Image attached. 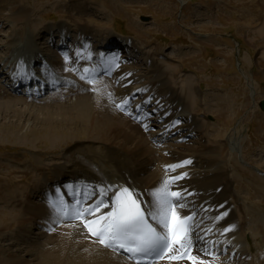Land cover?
Listing matches in <instances>:
<instances>
[{
  "label": "bare ground",
  "instance_id": "6f19581e",
  "mask_svg": "<svg viewBox=\"0 0 264 264\" xmlns=\"http://www.w3.org/2000/svg\"><path fill=\"white\" fill-rule=\"evenodd\" d=\"M71 1L76 11L68 10L71 12L67 17L72 21L73 29L80 34L79 38L97 35L99 31L90 23L83 21L86 20V9L89 7L81 8L82 3L79 4L78 0ZM30 8L26 0L0 2V15L4 16L5 21L17 26L7 44L11 49V54L0 63V73L4 71L10 73L13 80L19 78L16 65H18V70L24 72L29 62L35 63L45 55L43 48L35 44V34L25 27L26 22L32 19ZM255 22L254 26L257 24ZM262 22L259 30L253 35L264 39V17ZM58 24L55 30L50 29V33L46 30L44 33L46 35L52 32L63 33L65 39L69 40L67 37H70L71 32L68 24L64 22ZM69 47L74 51V59H67V57L65 59L58 54L51 59L53 66L66 76V84L57 88L58 91L50 95L48 99L49 102H62L49 105L46 111L49 119H54L56 123L48 126L42 125L44 127L41 130L54 133L48 135L51 144L61 142L59 141L61 136L56 135L58 130L56 128L62 126L67 131H65L67 134H64V139L72 137L83 141H77L72 148L63 153L59 164L40 168L39 178L35 179L34 187L27 192L29 199L24 196L21 200L23 217L15 214L11 218L16 223L15 226L21 227L26 218L37 217L34 221L40 220L46 229L52 231L49 240L54 241L31 254L36 257L38 264H134L112 248L100 244L98 239L83 229L79 221L65 218L55 212L50 203L46 202L47 196L51 193L50 201L62 199L69 206L85 198L88 204H94L103 199L105 204L111 205L113 201L109 198L114 196L118 188L127 187L134 194L138 193L137 197L140 200L151 201L152 197L147 193L161 187L169 177L181 173H187V176L177 182L178 187L181 190H187L192 195L185 200L187 208L177 210L181 216L187 212L196 211L195 232L202 238L194 244L192 256L198 257L205 264H240L226 263L228 260L237 261V257L242 264L249 263L244 247L251 241V238L249 239V235L242 231L241 236L238 237L242 244H237L238 239L234 238V235L238 234L243 229V225L249 221L247 215L251 214V210L244 203L241 204L235 195L229 165L219 159L213 150H207L199 140H192L193 133L202 135L205 125H201L190 113L185 97L173 86V80L168 76L169 73L154 59V54L152 57L150 53H144L143 58L146 62L140 64L138 60L129 62L123 59L122 62L121 59L114 61L110 57L98 58L93 53L89 42L83 43L81 47L74 42ZM17 50L21 55L17 58L11 57L12 53ZM6 63H8L7 66H5ZM108 65H113L114 77L112 79L92 78L93 72L103 70ZM84 69L88 71L85 72ZM76 75L80 76L81 80ZM60 79H62L61 76ZM71 79L76 80L79 85L71 84ZM88 79L92 80L88 81ZM188 81L191 80L188 79ZM89 86L96 89L94 94L86 91ZM3 88L0 85V98L6 101L0 103V111L4 106L7 107L6 110L11 109L14 113L21 114L23 110L17 107L21 101ZM82 88L86 91L85 93L81 91ZM111 92V95H107ZM69 94L72 95L70 98ZM135 95L142 100L138 106L143 104L146 105L144 108H147L149 105L154 114L158 115L156 120L150 118L146 112L129 107ZM189 95L192 94H187ZM45 100L48 102L47 98ZM125 100L128 103L119 107L118 105ZM50 109L53 111L50 112ZM123 110H128V115ZM179 115L183 120L177 124L175 122L178 121ZM134 118H138V122L134 121ZM156 129L161 130L160 134L164 138L176 137L178 144L172 149L166 148L167 151L164 150L166 152L156 148V145L159 147L157 139L162 138L158 136L156 139L157 136H154ZM89 138H92L90 141H96V143L84 141ZM187 160H191V164L178 167L175 171L167 168L168 165L183 164L180 162ZM109 185L112 187L108 188ZM94 188L97 190L105 188L107 191L104 196H93L91 193ZM172 190H177V186H173ZM73 191H75V200L72 197ZM255 194L261 198V201L255 205L261 207L264 202V193L257 190ZM246 199L251 198L246 197ZM145 207H151V204H146ZM66 210L70 211V209ZM107 211H111V207L101 208V213ZM224 212H227V215L222 219H217ZM237 216H241L242 220H238ZM9 224L7 221L0 223V230L8 228ZM53 228L56 230L53 231ZM225 229L231 230L225 231ZM257 229L264 233V229L259 226ZM56 233L59 234V238ZM55 236L58 239H54ZM193 239L195 240V236ZM218 239L230 243L231 250L235 254L233 259L229 254L226 255L227 259L211 258L213 252L221 250ZM214 240L216 243L212 242ZM208 241L209 243L205 244ZM259 243L262 246L260 248L264 249L261 240ZM7 262L8 264H29L11 252H8ZM187 262L192 264L191 260L168 264H186Z\"/></svg>",
  "mask_w": 264,
  "mask_h": 264
},
{
  "label": "rangeland",
  "instance_id": "374dc122",
  "mask_svg": "<svg viewBox=\"0 0 264 264\" xmlns=\"http://www.w3.org/2000/svg\"><path fill=\"white\" fill-rule=\"evenodd\" d=\"M78 2L82 3L81 8L89 7L84 22L90 23L100 33L129 35L142 50L140 61L136 60L138 63H145L143 54L149 52L152 57L155 54L154 59L169 73L173 86L185 97L190 113L201 125H205L202 135H196L192 140H199L207 150H213L219 159L229 165L235 195L252 211L249 210L251 214L247 215L249 221L234 235L238 239L243 231L251 238L244 247L249 263L243 264H264V249L259 243L261 240L264 246V233L257 229V226L264 229V202L261 207L255 205L261 201L255 192L261 190L264 193V111L259 106L264 99V39L253 35L263 24L264 0ZM26 3L33 15L25 27L48 51L43 33L55 30L61 22L71 27L72 21L67 16L71 12L68 10L76 11L72 1L26 0ZM255 21L256 27L253 24ZM16 27L0 15L2 61L11 54L7 44ZM0 85L3 88L1 82ZM71 96L69 94L68 97ZM13 97L21 101L17 107L23 110L22 113L6 110L4 106L0 111V223H10L8 228L0 230V264H8V252L29 264H38L31 254L54 240H49L51 235H46L38 221H34L37 217L26 218L21 227L15 226L11 218L15 214L23 217L21 200L24 196L29 199L27 192L39 178L40 168L59 164L61 155L77 141L83 140L64 139L67 133L62 126L56 128L61 142L51 144L48 135L54 133L41 130L45 125L56 123L46 113L48 106L62 102H49V97L48 102H26L22 97ZM1 99L0 103L6 101ZM90 140L92 138L84 141ZM172 140L155 147L163 151L172 149L178 144V139L177 142ZM154 169L157 170L156 165ZM258 169L263 172H258ZM237 219L241 221L242 217L237 216ZM53 238L58 239L57 236ZM240 243L242 241L238 239L237 244ZM236 259L226 263L242 264L238 257Z\"/></svg>",
  "mask_w": 264,
  "mask_h": 264
},
{
  "label": "snow or ice",
  "instance_id": "6c2138e0",
  "mask_svg": "<svg viewBox=\"0 0 264 264\" xmlns=\"http://www.w3.org/2000/svg\"><path fill=\"white\" fill-rule=\"evenodd\" d=\"M112 59L118 61L119 57L114 55ZM84 71L87 72L88 69ZM127 103L125 100L118 106L123 107ZM175 123L178 124L179 121ZM145 128L147 129V125ZM187 164H191V160L184 161L183 164L168 165L167 168L175 171L176 168ZM186 176L187 173H181L169 177L161 187L147 193L152 197L151 201L139 200L138 193L134 194L127 187H120L114 196L109 198L113 201L111 205L105 204L103 199L88 204L85 198L77 200L71 206L62 199L50 201V206L65 218L79 221L83 229L96 237L103 246L128 253V259L135 264H154L155 259L181 260L185 257L191 260L192 264H205L198 257L190 255L194 244L202 239L195 232V214L181 216L177 210L187 208L185 200L192 195L187 190L179 189L177 184ZM173 186H177V190H172ZM106 191L105 188H94L91 195L104 196ZM72 197L75 200V191L72 192ZM146 204H151V207H145ZM102 207H111V211L101 213ZM225 215L227 212L217 219H222ZM150 221L155 222V226Z\"/></svg>",
  "mask_w": 264,
  "mask_h": 264
},
{
  "label": "water",
  "instance_id": "95a60500",
  "mask_svg": "<svg viewBox=\"0 0 264 264\" xmlns=\"http://www.w3.org/2000/svg\"><path fill=\"white\" fill-rule=\"evenodd\" d=\"M261 107L264 110V100L261 102Z\"/></svg>",
  "mask_w": 264,
  "mask_h": 264
}]
</instances>
